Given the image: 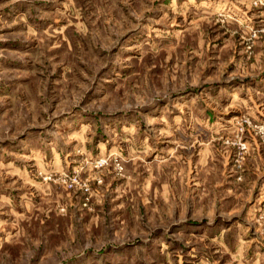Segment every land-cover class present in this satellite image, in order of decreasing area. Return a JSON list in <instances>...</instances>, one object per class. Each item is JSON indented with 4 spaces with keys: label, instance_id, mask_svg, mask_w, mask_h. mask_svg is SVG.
Masks as SVG:
<instances>
[{
    "label": "rangeland",
    "instance_id": "obj_1",
    "mask_svg": "<svg viewBox=\"0 0 264 264\" xmlns=\"http://www.w3.org/2000/svg\"><path fill=\"white\" fill-rule=\"evenodd\" d=\"M0 264H264V0H0Z\"/></svg>",
    "mask_w": 264,
    "mask_h": 264
}]
</instances>
